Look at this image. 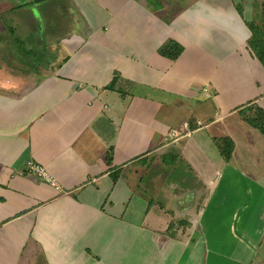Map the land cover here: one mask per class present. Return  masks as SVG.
Returning <instances> with one entry per match:
<instances>
[{
  "label": "crops",
  "instance_id": "obj_1",
  "mask_svg": "<svg viewBox=\"0 0 264 264\" xmlns=\"http://www.w3.org/2000/svg\"><path fill=\"white\" fill-rule=\"evenodd\" d=\"M63 2L50 71L0 60V264H264V141L225 124L264 140L245 120L264 112L246 26L264 0Z\"/></svg>",
  "mask_w": 264,
  "mask_h": 264
},
{
  "label": "rangeland",
  "instance_id": "obj_2",
  "mask_svg": "<svg viewBox=\"0 0 264 264\" xmlns=\"http://www.w3.org/2000/svg\"><path fill=\"white\" fill-rule=\"evenodd\" d=\"M25 2L31 6L16 8L18 4ZM37 2L38 0H0V45H4L0 47V60L3 58L9 63L12 60L20 62L22 70L41 74L53 68L51 64L53 53L49 51L68 28L73 14L70 16V6L65 2L55 0ZM234 117L227 119L225 124L233 126L236 121L244 124L243 130L235 132L240 144H244L245 139L257 140L259 144L264 141L256 130L250 131L251 127L239 116ZM248 134H252L251 138H247ZM262 147L264 155V145ZM248 148L246 143L243 149L247 151ZM173 210L177 216L174 207Z\"/></svg>",
  "mask_w": 264,
  "mask_h": 264
},
{
  "label": "trees",
  "instance_id": "obj_3",
  "mask_svg": "<svg viewBox=\"0 0 264 264\" xmlns=\"http://www.w3.org/2000/svg\"><path fill=\"white\" fill-rule=\"evenodd\" d=\"M45 0H38L37 3H40ZM55 1H64V0H55ZM150 3L156 4V0H149ZM36 3V2H35ZM33 3V4H35ZM31 6V4L23 3L18 4L16 8H25ZM238 12L241 10L240 6H236ZM255 16L249 22H246V26L250 32V37L247 41V48L250 51V54L255 57L259 63L264 68V4H254ZM182 46L176 42L167 43L161 50V55L174 60L179 57L182 53ZM249 110L252 112L251 115L246 117V122L250 124L253 128L258 129L264 136V112L262 109L256 106H250ZM216 146L224 158V160L229 161L231 159L233 143L227 138H221L216 140ZM110 156H108V161Z\"/></svg>",
  "mask_w": 264,
  "mask_h": 264
},
{
  "label": "built area",
  "instance_id": "obj_4",
  "mask_svg": "<svg viewBox=\"0 0 264 264\" xmlns=\"http://www.w3.org/2000/svg\"><path fill=\"white\" fill-rule=\"evenodd\" d=\"M202 93L203 94H210L209 92V88L208 87H204L202 88ZM184 129H187V124H184ZM188 135V131L185 132L186 136ZM179 135L175 132V131H170L166 134L165 136V141H167L168 139L171 141H176L178 140ZM26 173L31 174V175H35L38 178L48 182L49 184H51L52 186H54L56 189H59L54 180L51 178L50 175H48L47 171L45 170V168H43L41 165L32 163V162H28L27 167H26Z\"/></svg>",
  "mask_w": 264,
  "mask_h": 264
}]
</instances>
